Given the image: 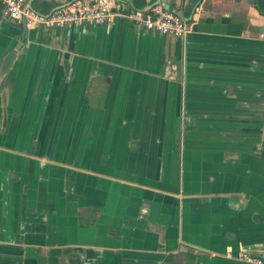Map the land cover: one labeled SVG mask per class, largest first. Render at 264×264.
I'll return each mask as SVG.
<instances>
[{"label":"crops","instance_id":"crops-1","mask_svg":"<svg viewBox=\"0 0 264 264\" xmlns=\"http://www.w3.org/2000/svg\"><path fill=\"white\" fill-rule=\"evenodd\" d=\"M164 1L187 46L121 18L21 44L0 6V264L264 257V16Z\"/></svg>","mask_w":264,"mask_h":264},{"label":"built area","instance_id":"built-area-1","mask_svg":"<svg viewBox=\"0 0 264 264\" xmlns=\"http://www.w3.org/2000/svg\"><path fill=\"white\" fill-rule=\"evenodd\" d=\"M31 0H0L10 21L27 27L47 29H67L83 25L101 26L115 18L125 19L137 28L156 35L168 36L190 43L188 24L180 20L176 13L155 6L146 12L125 10L117 0H72L49 15H38L28 9ZM245 264H264V257H246Z\"/></svg>","mask_w":264,"mask_h":264},{"label":"water","instance_id":"water-1","mask_svg":"<svg viewBox=\"0 0 264 264\" xmlns=\"http://www.w3.org/2000/svg\"><path fill=\"white\" fill-rule=\"evenodd\" d=\"M117 1H118V3H119L120 5H122V3L124 2V3L126 4V7H127V8L129 7V8L132 9V10L140 11V12H146V11L150 10L151 8H153V7H155V6H161V7L164 8L165 10L172 11V12L176 13V15L180 18V20H181L182 22H184L185 24H188V26H189V23H190V20H191V18H187V17L185 16L184 9H183V7H184V1H182V3H181L180 5H178V6H170L169 3H167V1H164V0H156L155 2H153V4H150L149 6L143 8V9H138V8H136V6H135V4H134V0H117ZM33 2H34V0H31V1L28 3V9L31 10V11H33L34 13H36V14H38V15H42V14L40 13L39 10H35V9L33 8V6H32V3H33ZM65 5H66V4H65ZM63 6H64V5L59 6V7L55 8V9L61 8V7H63ZM55 9H53L52 11H54ZM52 11H51V12H52ZM51 12H50V13H51ZM50 13H49V14H50ZM49 14H48V15H49ZM189 27H190V26H189ZM21 28H22V33H21V35H20V41H19V43H22V40L24 39L25 33H26V31H27V26H26V22H25V20L22 21V23H21Z\"/></svg>","mask_w":264,"mask_h":264},{"label":"flooded vegetation","instance_id":"flooded-vegetation-1","mask_svg":"<svg viewBox=\"0 0 264 264\" xmlns=\"http://www.w3.org/2000/svg\"><path fill=\"white\" fill-rule=\"evenodd\" d=\"M264 4V0L263 1H261V0H257L256 2H255V5H256V10H257V12H258V14L260 15V16H264V7L262 6ZM20 41V40H19ZM22 43H23V40H22ZM21 43V44H22ZM187 46V45H186Z\"/></svg>","mask_w":264,"mask_h":264}]
</instances>
